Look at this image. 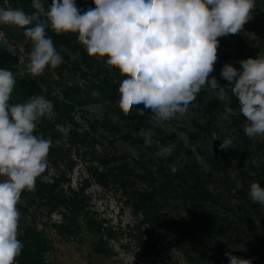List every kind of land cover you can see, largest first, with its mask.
I'll return each mask as SVG.
<instances>
[{"label": "rangeland", "instance_id": "rangeland-1", "mask_svg": "<svg viewBox=\"0 0 264 264\" xmlns=\"http://www.w3.org/2000/svg\"><path fill=\"white\" fill-rule=\"evenodd\" d=\"M42 2L47 8L52 0ZM75 3L81 12L95 7L94 0ZM255 4L240 33L218 38V59L211 76L222 86L229 83L220 75L225 64L240 69V60L264 56V0H255ZM31 5L32 0L24 4L0 0V7L21 8L27 14L34 11ZM24 32L23 28L0 25V68L35 80L42 96L53 103L52 114L43 118L54 135L46 137L52 142L47 167L37 179L55 185L65 197L82 193L81 210L99 225L87 230L86 220L79 214L66 231L63 226L73 215L70 208L59 205L51 209L35 194L21 196L18 237L28 230L39 233L48 246L44 264H230L225 252L264 264V247L252 236L260 234L264 226V206L253 203L247 194L253 182L264 188V136L249 138L245 134L247 121L230 89H225L228 97L220 100L210 86L202 88L183 116L163 123L142 104L125 115L118 107V88L125 77L106 65V57H90L77 33L57 35L46 28L62 63L33 76L28 69L32 43ZM104 79L118 88L113 90L103 82L106 99L101 100L95 86ZM14 97L12 92L10 105L20 102ZM226 105L236 114L226 115ZM57 125L71 126L66 138ZM141 129L153 133L150 147L145 146ZM226 138L232 144L222 149ZM172 143L176 145L172 155H155L159 146ZM173 164L178 178L171 171ZM188 181L207 194L205 221L187 216L191 204L185 190ZM147 194L155 200L149 203L151 217L181 218L183 231L195 234L199 244L182 235L169 242L153 240L155 235L146 224H140L142 216L133 208ZM140 238L154 244L142 250L136 243ZM99 239L107 254L93 249ZM16 264L24 263L16 258Z\"/></svg>", "mask_w": 264, "mask_h": 264}, {"label": "clouds", "instance_id": "clouds-1", "mask_svg": "<svg viewBox=\"0 0 264 264\" xmlns=\"http://www.w3.org/2000/svg\"><path fill=\"white\" fill-rule=\"evenodd\" d=\"M94 5L81 12L75 0H52L47 8L42 0H32L31 14L0 7V25L25 29L32 43L28 69L33 76L62 63L46 28L57 35L77 33L90 57H106V65L125 77L118 88V107L125 115L142 104L163 123L183 116L202 88L210 86L220 100L228 97L227 88L246 118L245 134L264 136V56L240 60V69L225 64L220 75L229 83L223 86L211 76L218 38L241 32L255 0H94ZM15 84L13 73L0 69V264H16L21 254L17 204L22 192L34 190L36 179L45 172L52 143L34 131L40 118L52 114L53 103L35 95L26 103L10 105ZM225 113L236 114L227 105ZM70 127L57 125L65 138ZM140 134L150 147L151 130L141 129ZM231 144L232 139L226 138L220 147ZM175 148L174 143L159 146L155 155L166 158ZM177 170L173 164L171 171ZM247 194L253 203L264 206L259 183L253 182ZM224 254L230 264H252L230 252Z\"/></svg>", "mask_w": 264, "mask_h": 264}, {"label": "trees", "instance_id": "trees-1", "mask_svg": "<svg viewBox=\"0 0 264 264\" xmlns=\"http://www.w3.org/2000/svg\"><path fill=\"white\" fill-rule=\"evenodd\" d=\"M18 4L23 3L25 0H14ZM1 69V68H0ZM4 69V68H3ZM91 69V68H90ZM92 70V69H91ZM14 78L16 80L15 84V99L18 98L20 102L18 103H26L28 99L32 96L39 95L42 96V89L36 85L35 80H29L27 78H22L18 75H14ZM105 85L110 87L113 90H117L118 86L116 84H112L106 79L102 80L95 88H97L101 94H99V99L105 100L106 99V92H105ZM24 94V95H22ZM12 96V94H11ZM43 134L44 138L50 137L49 135H54L52 127L48 126V123L45 122V119L42 117L37 123V128L34 131V135ZM173 176L176 178L180 177L177 174V171L173 173ZM180 180V179H179ZM191 183V185L188 187L187 184ZM186 184V193L188 194V197L191 201L190 208L187 210V216L194 220H202L205 221V216H207V207H206V200L207 194L205 191L201 190L198 186V184H195V182H190ZM82 191V190H81ZM35 194L40 197L41 200L46 202V205L48 207H55V206H65L70 208L71 211H73V215L68 218V220L71 219V222H68V224L64 225L63 227L66 228V231H70L72 225L75 223V220L77 218V215L80 214V216L86 220V229L89 231H92L94 226L97 228L99 227L98 223H95V221H92L91 218L87 215V213L82 209V204L84 200V196L81 193L73 194L71 197H65L62 196L57 191V187L55 185H46L40 182L38 179H36L35 182V188L32 191L25 190L22 192L21 196L24 195H31ZM149 194H147L148 196ZM146 197L144 195H141V199H138L136 203L134 204V209L136 213L140 216H142V221L140 222L141 225L146 224L149 230H151V233L155 235L154 239L155 241L160 242L161 240L163 242H169L172 239H176L177 236H184L186 237L188 242H192L195 244L197 242L196 237L192 236V232L189 230L183 231V228L181 227L180 221L182 219L180 218L179 221L177 219L162 214L161 216H157L154 214L152 217L149 213V208L151 207L149 203H151V200L155 202L154 199ZM151 199V200H150ZM51 204V205H50ZM52 209V208H51ZM153 209V208H152ZM144 214V215H142ZM151 223H154L151 225ZM151 226H150V225ZM260 234L253 233V238L255 241L258 242V245L264 247V226L262 230H260ZM96 233L97 232L96 230ZM157 235L160 237L157 239ZM195 235V234H193ZM18 239L23 244V249L21 251V254L17 257L21 263L24 264H44L43 262V255L48 251V246L46 243L41 240L39 233H35L34 230H28V232H24L22 236H19ZM146 241L143 238H140L137 240V246L144 250L145 248H150L151 245L154 244V242ZM98 254H107L105 250L101 247L100 239L96 243V245L93 248ZM211 264H214L213 261ZM222 264H225L222 262ZM227 264V263H226Z\"/></svg>", "mask_w": 264, "mask_h": 264}]
</instances>
